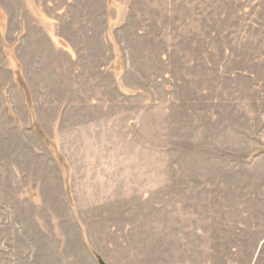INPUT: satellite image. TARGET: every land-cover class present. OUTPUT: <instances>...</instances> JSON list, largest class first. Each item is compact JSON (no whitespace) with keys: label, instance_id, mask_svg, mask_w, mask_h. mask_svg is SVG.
Here are the masks:
<instances>
[{"label":"rangeland","instance_id":"obj_1","mask_svg":"<svg viewBox=\"0 0 264 264\" xmlns=\"http://www.w3.org/2000/svg\"><path fill=\"white\" fill-rule=\"evenodd\" d=\"M264 264V0H0V264Z\"/></svg>","mask_w":264,"mask_h":264},{"label":"water","instance_id":"obj_2","mask_svg":"<svg viewBox=\"0 0 264 264\" xmlns=\"http://www.w3.org/2000/svg\"><path fill=\"white\" fill-rule=\"evenodd\" d=\"M98 260H99L100 264H106L99 256H98Z\"/></svg>","mask_w":264,"mask_h":264}]
</instances>
